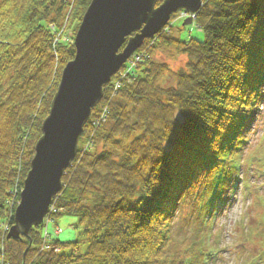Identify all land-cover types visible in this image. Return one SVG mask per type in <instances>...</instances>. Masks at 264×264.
<instances>
[{
    "label": "trees",
    "instance_id": "trees-1",
    "mask_svg": "<svg viewBox=\"0 0 264 264\" xmlns=\"http://www.w3.org/2000/svg\"><path fill=\"white\" fill-rule=\"evenodd\" d=\"M89 2L0 0V264H211L203 257L218 240L208 216L245 165V132L264 100V0H203L194 19L202 39H182L175 26L145 40L128 81L114 93L104 87L62 176L50 225L69 217L67 229L44 236L40 225L6 239L41 122L73 59L65 29L76 21L77 30ZM172 47L186 57L175 71L152 60ZM164 75L170 85L159 83ZM178 214L182 237L173 236ZM263 228H253L257 246Z\"/></svg>",
    "mask_w": 264,
    "mask_h": 264
},
{
    "label": "water",
    "instance_id": "water-1",
    "mask_svg": "<svg viewBox=\"0 0 264 264\" xmlns=\"http://www.w3.org/2000/svg\"><path fill=\"white\" fill-rule=\"evenodd\" d=\"M201 7L202 0H90L74 36L73 59L62 68L41 122L6 239L27 237L32 228L43 224L49 204L61 190L62 176L77 154L86 120L103 96V87L173 13L195 14ZM191 23L187 17L182 25Z\"/></svg>",
    "mask_w": 264,
    "mask_h": 264
},
{
    "label": "rangeland",
    "instance_id": "rangeland-1",
    "mask_svg": "<svg viewBox=\"0 0 264 264\" xmlns=\"http://www.w3.org/2000/svg\"><path fill=\"white\" fill-rule=\"evenodd\" d=\"M71 3H74V1H71ZM68 8L70 9L67 12V18L71 15V8L73 6L70 4ZM179 22H174L176 28L173 34L176 36L179 35L182 39H202V33L195 26H185L179 32L178 27L180 28L181 26ZM76 26V21H68V27L65 29L68 38L72 39L74 37ZM175 26L173 25V27ZM152 60L154 62H164L165 66L172 71L184 67L186 64V57L178 54L173 47L170 50H166L165 53L154 50ZM159 83L162 86H167L170 85L171 79L164 75L159 80ZM260 102L256 116L250 120V126L249 128L247 127L248 130L245 132L247 143L243 146L241 153L244 164L248 163L250 159H253V166L251 164L244 166L245 170H251V174L249 176L248 173H245L246 179L243 180L244 185L241 181L236 184L232 195V203L228 207H223L219 214H216V212L215 214L213 213L212 227L214 228L215 237H217L220 243L218 247L209 248L210 251L208 250L207 258L217 262V259L221 255V259L216 264H243L242 260L244 259H241V256L243 255L245 257L249 252L251 253L249 255V264H257L256 259H259L258 264H264V228L259 234L262 242L259 244L258 249L253 245L255 243L252 241L257 239L253 226H256L260 222L264 226V212H262V208L264 207L262 202H260L261 205L258 203L252 205L255 202V195L258 188L260 190L259 193H261L259 196L262 197L258 201L264 199V165L259 167L255 160L264 157V100ZM262 201L264 202V200ZM184 216L185 214L182 216L178 214L175 220L178 233L175 232L174 224L173 236L178 234L182 237L189 233L188 228H181L184 224ZM69 221H72L69 217L57 219L59 226L65 230L67 229ZM53 229L54 227L50 225L48 230L51 233ZM212 252H218L217 256L212 257Z\"/></svg>",
    "mask_w": 264,
    "mask_h": 264
},
{
    "label": "built area",
    "instance_id": "built-area-1",
    "mask_svg": "<svg viewBox=\"0 0 264 264\" xmlns=\"http://www.w3.org/2000/svg\"><path fill=\"white\" fill-rule=\"evenodd\" d=\"M138 60H139V57H136V58L134 59V63L137 62Z\"/></svg>",
    "mask_w": 264,
    "mask_h": 264
},
{
    "label": "snow or ice",
    "instance_id": "snow-or-ice-1",
    "mask_svg": "<svg viewBox=\"0 0 264 264\" xmlns=\"http://www.w3.org/2000/svg\"><path fill=\"white\" fill-rule=\"evenodd\" d=\"M179 118V115H177L176 117H175V120H177Z\"/></svg>",
    "mask_w": 264,
    "mask_h": 264
}]
</instances>
